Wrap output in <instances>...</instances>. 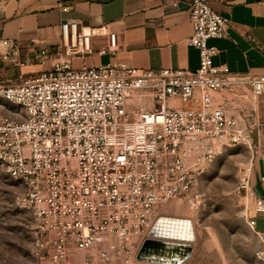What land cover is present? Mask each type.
<instances>
[{
    "label": "built area",
    "instance_id": "1",
    "mask_svg": "<svg viewBox=\"0 0 264 264\" xmlns=\"http://www.w3.org/2000/svg\"><path fill=\"white\" fill-rule=\"evenodd\" d=\"M209 1L190 3L194 72L75 68V59L117 52L108 25L63 21L55 46L38 50L33 39L25 57L19 41L0 40V60L14 69L49 66L0 82V165L23 187L15 204L32 217L34 264H69L73 249L91 253L82 264H110L112 252L132 264L146 240L192 245L164 238L174 218L168 204L204 205L200 179L225 147L264 150V75L213 65L218 51L208 42L228 36L230 19ZM103 37L107 44L96 49ZM243 181L254 199L250 179ZM248 224L255 230L250 216Z\"/></svg>",
    "mask_w": 264,
    "mask_h": 264
},
{
    "label": "crops",
    "instance_id": "2",
    "mask_svg": "<svg viewBox=\"0 0 264 264\" xmlns=\"http://www.w3.org/2000/svg\"><path fill=\"white\" fill-rule=\"evenodd\" d=\"M190 3L191 0H15L0 7V40L19 41L25 57L32 55L33 39L38 50L55 46L61 38L63 21L76 20L87 28L108 25L118 35L117 52L84 61L75 59V68L81 62L89 67L126 63L139 70L194 72L200 57L199 51L187 43L193 32ZM209 4L230 19L228 36L208 42L218 51L213 65L226 66L232 73L264 75V0H210ZM106 44V37L95 40L96 49ZM36 65L18 70L0 60V82L16 81L19 72L28 75L45 69ZM250 185L256 201L250 217L255 220L256 233L264 235V212L258 211L257 205L258 200L264 204L263 157L252 164Z\"/></svg>",
    "mask_w": 264,
    "mask_h": 264
},
{
    "label": "rangeland",
    "instance_id": "3",
    "mask_svg": "<svg viewBox=\"0 0 264 264\" xmlns=\"http://www.w3.org/2000/svg\"><path fill=\"white\" fill-rule=\"evenodd\" d=\"M261 112L264 119V102ZM263 154L264 150H251L243 145L225 147L200 179L199 191L205 204L198 208H191L183 201L168 204L171 205L167 209L169 215L192 220L194 225L193 250L181 264H264V235L256 233L248 224L256 201L242 187L243 180L250 179L251 160ZM22 192V185L0 165V264H34L32 217L15 204L16 195ZM71 254L69 264H82L91 256L90 252L79 249H73ZM110 264L123 263L112 252ZM132 264L153 262L138 261L136 257Z\"/></svg>",
    "mask_w": 264,
    "mask_h": 264
},
{
    "label": "bare ground",
    "instance_id": "4",
    "mask_svg": "<svg viewBox=\"0 0 264 264\" xmlns=\"http://www.w3.org/2000/svg\"><path fill=\"white\" fill-rule=\"evenodd\" d=\"M191 220L172 218L170 221H166L165 232L163 233L164 238L175 239L181 242L193 241L194 239V228ZM183 247L179 246L178 243H169L158 248L157 251L148 252L147 256L152 258L158 256L163 262H170L172 260H180L184 254ZM154 264V262H153Z\"/></svg>",
    "mask_w": 264,
    "mask_h": 264
},
{
    "label": "water",
    "instance_id": "5",
    "mask_svg": "<svg viewBox=\"0 0 264 264\" xmlns=\"http://www.w3.org/2000/svg\"><path fill=\"white\" fill-rule=\"evenodd\" d=\"M169 243L166 242H161V241H155V240H146L144 244L142 245L138 255H137V260L138 261H148V262H154V263H159V264H181L185 260H187L193 250L192 245H185V244H178L179 246L183 247L184 254L183 258L180 260H172L170 262H163L161 258L158 256H153L150 258L147 256L148 252L152 251H157L158 248L162 247L163 245H168Z\"/></svg>",
    "mask_w": 264,
    "mask_h": 264
}]
</instances>
